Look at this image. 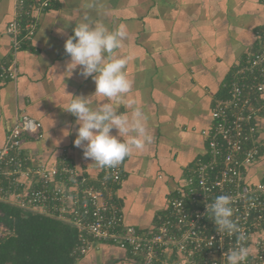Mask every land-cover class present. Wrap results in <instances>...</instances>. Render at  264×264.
<instances>
[{
  "label": "crops",
  "instance_id": "crops-1",
  "mask_svg": "<svg viewBox=\"0 0 264 264\" xmlns=\"http://www.w3.org/2000/svg\"><path fill=\"white\" fill-rule=\"evenodd\" d=\"M94 3L95 8L86 7ZM85 13L110 28L126 26L127 39L113 57H128L133 82L127 98L148 114L152 143L125 158L116 201L124 223L149 233L156 216L183 183L187 169L205 157L201 134L211 122L213 101L223 97L233 69L264 43V0H52L38 15L32 40L15 53L18 74L0 80V148L16 119L41 122L42 138L24 139L23 149L55 164L70 157L79 173L95 183L98 167L74 144L77 117L64 110L76 96L95 92V81L67 71L65 41ZM15 14V0H0V32ZM11 39H0V65L8 61ZM92 107L113 103L92 96ZM118 111L131 116L121 102ZM264 141V115L258 119ZM113 135L118 130L113 128ZM263 155L248 169L251 183L264 180ZM81 264H137L126 250L93 242Z\"/></svg>",
  "mask_w": 264,
  "mask_h": 264
},
{
  "label": "built area",
  "instance_id": "built-area-1",
  "mask_svg": "<svg viewBox=\"0 0 264 264\" xmlns=\"http://www.w3.org/2000/svg\"><path fill=\"white\" fill-rule=\"evenodd\" d=\"M51 3L15 0L14 17L0 32V39L4 34L11 39L9 59L0 65V80L17 77L15 53L32 40L38 15ZM247 63L248 67L234 71L229 98L214 101L212 122L201 132L205 157L187 169L149 233L125 224L116 198L112 199L125 159L114 168H100L95 183L79 173L67 155L60 154L55 164H48L22 147L24 139L43 136L41 122L28 115L16 119L0 148V202L68 223L76 231L71 264H81L93 242L126 250L137 264H227L237 237L219 233L206 214V205L227 195L233 201L232 219L247 236L251 254L245 264H264V180H247L248 169L264 151L258 131V119L264 115V83L256 77L264 63V44ZM2 231V236L8 232L5 227Z\"/></svg>",
  "mask_w": 264,
  "mask_h": 264
},
{
  "label": "clouds",
  "instance_id": "clouds-1",
  "mask_svg": "<svg viewBox=\"0 0 264 264\" xmlns=\"http://www.w3.org/2000/svg\"><path fill=\"white\" fill-rule=\"evenodd\" d=\"M87 8H95L92 2ZM126 26L110 29L103 20L92 18L85 13L74 27V35L65 41V51L70 56L67 71L72 73L80 66V75L92 77L95 92L89 96H76L64 107V110L77 117L79 124L74 144L83 149L85 158H90L100 168H114L134 151L143 150L152 143L153 137L147 128L148 114L132 98H127L133 82L126 74L128 57H113V52L127 39ZM92 96L107 98L113 103H103L92 107ZM124 102L131 107V116L118 111V105ZM118 130L117 135L112 129ZM232 198L217 196L210 205H206L208 216L216 225L219 233L236 235L237 246L226 257L227 264H245L250 249L246 246L247 236L232 219Z\"/></svg>",
  "mask_w": 264,
  "mask_h": 264
},
{
  "label": "trees",
  "instance_id": "trees-1",
  "mask_svg": "<svg viewBox=\"0 0 264 264\" xmlns=\"http://www.w3.org/2000/svg\"><path fill=\"white\" fill-rule=\"evenodd\" d=\"M260 44L264 43L260 42ZM250 57H245L233 69L231 77L237 69L250 65L247 63ZM256 74V77L264 83V63L259 66ZM245 77L249 78V74L245 73ZM230 79L225 84V95L214 101L229 98ZM111 194L112 199H115V189ZM0 223L8 230L0 237V264H71L73 262L70 254L76 243V231L68 223L40 214L23 212L14 205L4 202H0Z\"/></svg>",
  "mask_w": 264,
  "mask_h": 264
},
{
  "label": "rangeland",
  "instance_id": "rangeland-1",
  "mask_svg": "<svg viewBox=\"0 0 264 264\" xmlns=\"http://www.w3.org/2000/svg\"><path fill=\"white\" fill-rule=\"evenodd\" d=\"M0 226H1V227H0V237H1V236H2V233H3L2 230H3L4 227H3L1 224H0ZM2 227H3V228H2Z\"/></svg>",
  "mask_w": 264,
  "mask_h": 264
}]
</instances>
